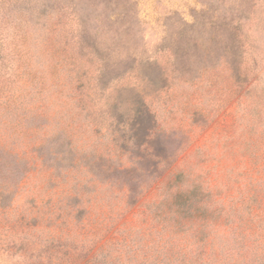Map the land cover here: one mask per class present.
I'll use <instances>...</instances> for the list:
<instances>
[{
    "label": "rangeland",
    "instance_id": "rangeland-1",
    "mask_svg": "<svg viewBox=\"0 0 264 264\" xmlns=\"http://www.w3.org/2000/svg\"><path fill=\"white\" fill-rule=\"evenodd\" d=\"M76 3L0 0V264H256L264 0Z\"/></svg>",
    "mask_w": 264,
    "mask_h": 264
},
{
    "label": "trees",
    "instance_id": "trees-1",
    "mask_svg": "<svg viewBox=\"0 0 264 264\" xmlns=\"http://www.w3.org/2000/svg\"><path fill=\"white\" fill-rule=\"evenodd\" d=\"M71 3H75L73 6L70 7V9L72 11H74L76 13V20H77V24H79L81 26V32H84L86 30V25H85V19L82 16V14L78 11V3L77 0H70ZM63 9V7L60 9V11ZM84 25V28H83ZM60 28V27H59ZM81 44V42H80ZM188 196V200H189V195ZM264 223V190H259V237L257 239H253V241L250 244H247V251L255 253L252 251L251 246L252 244L256 243L258 252H256L254 258L251 260L250 256L249 259L247 260L248 263H256V264H264V229L261 228V224ZM263 227V226H262ZM250 255V253H249ZM176 260V259H175ZM183 261V260H181ZM217 261L220 262V258L217 259ZM186 262L188 263H195L196 259L194 257H189L186 258Z\"/></svg>",
    "mask_w": 264,
    "mask_h": 264
}]
</instances>
